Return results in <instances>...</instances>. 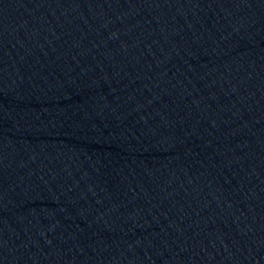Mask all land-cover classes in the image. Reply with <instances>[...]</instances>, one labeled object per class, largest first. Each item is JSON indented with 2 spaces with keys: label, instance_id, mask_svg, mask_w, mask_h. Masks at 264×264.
Wrapping results in <instances>:
<instances>
[{
  "label": "water",
  "instance_id": "1",
  "mask_svg": "<svg viewBox=\"0 0 264 264\" xmlns=\"http://www.w3.org/2000/svg\"><path fill=\"white\" fill-rule=\"evenodd\" d=\"M0 264H264V0H0Z\"/></svg>",
  "mask_w": 264,
  "mask_h": 264
}]
</instances>
